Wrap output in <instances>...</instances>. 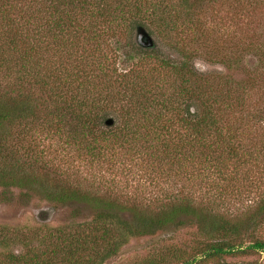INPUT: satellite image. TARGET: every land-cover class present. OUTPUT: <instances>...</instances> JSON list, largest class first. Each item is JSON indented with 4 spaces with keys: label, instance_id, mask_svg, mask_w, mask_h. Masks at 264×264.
Returning <instances> with one entry per match:
<instances>
[{
    "label": "trees",
    "instance_id": "trees-1",
    "mask_svg": "<svg viewBox=\"0 0 264 264\" xmlns=\"http://www.w3.org/2000/svg\"><path fill=\"white\" fill-rule=\"evenodd\" d=\"M263 2L0 0V202L38 199L49 209L73 202L92 210L75 227L41 226L46 216L29 237L0 225V264H101L132 238L186 226L195 228L187 248L161 241L146 264H253L227 258L264 255V180L253 176L264 163V80L192 79L195 56L185 51L189 45L227 71L246 54L264 64V27L213 56L217 41L210 35L220 36L227 25L209 24L222 23L216 9L229 3L241 16L255 15ZM137 26L178 50L182 61L132 45L139 61L154 57L173 79L110 78L107 41L124 36L132 44ZM258 82L262 92L253 101L248 89ZM51 138L60 152L96 164L142 161L159 178L155 184L179 188L123 200L119 191L71 183L68 168L54 165L40 147Z\"/></svg>",
    "mask_w": 264,
    "mask_h": 264
},
{
    "label": "rangeland",
    "instance_id": "rangeland-1",
    "mask_svg": "<svg viewBox=\"0 0 264 264\" xmlns=\"http://www.w3.org/2000/svg\"><path fill=\"white\" fill-rule=\"evenodd\" d=\"M234 6V4L229 3L223 9H216L215 21H221L220 19H222V23L220 24L219 22H214L213 20L209 23V19L206 20V23H209L212 29L215 27H221L223 24L227 25V29H222L220 32V36L210 35V40L215 38L217 41L214 42V44L211 43L213 44V56H218L216 52H218V49H221L223 45L236 43L240 41V39H243L242 37L247 36H244V34L249 35L252 30L259 29L258 25H261L262 28L264 27V2L263 6L256 11L255 15H241L245 17H241L239 14L237 15L238 11L234 8ZM248 21H254L255 24H252V22L246 23ZM151 33L156 42L155 48L160 51L161 54L163 53L166 57L174 60H183L175 47L169 45L163 38L157 36L153 31ZM117 38L120 40L115 42L114 39ZM107 43L109 44V50H111L112 55L106 53L107 51L105 49H103V52L106 51L105 55L111 56L110 67L115 70L113 75L110 76L111 79H173L172 75L169 74L170 72L161 68L159 61H156V59L152 56H150V58L147 57L142 61L127 57L125 55L127 54V48L124 36L111 37ZM237 44L241 46L239 43ZM187 49L185 50L186 52H193L195 56V58L191 61V64L193 65L192 69L195 72L192 79L219 80L222 79V75H226L225 77L228 75L227 79H236L245 85H248L246 82L248 79L258 77L257 79L264 80V64L260 61H258L257 64L256 59L251 57L252 54H246L247 58L238 69H234V71H227L224 65L207 61V58H205L206 56L200 52H194V50L189 51ZM245 52L247 51L245 50ZM249 74H251L252 78L249 77ZM261 92L262 91H260L258 82L253 89H248L247 96H251L252 100L256 101L260 99L259 96L261 95ZM120 104L122 103H117V113H119ZM108 109H110L112 115L116 116L117 113L116 110L113 109V105ZM56 143L57 142H55L54 138L44 139L40 147L44 148L48 158L53 159L54 165L60 164L63 167L68 168L64 177L70 179L71 183L82 184L87 189H94L101 193L112 190L116 192L119 191V194H121L120 199L124 200V195H127V197L131 195L134 196L135 192L138 193V196L140 197H150L151 194L158 193L160 191H173L172 188L176 191L179 188V185H171L172 187H169L168 184L170 183L168 182H160L158 185L155 184L159 178H156L155 172L142 161L119 163L117 160H107L96 164L95 162L76 156V152L72 150L68 152H60V146ZM261 166V174L259 173L253 176L257 178L261 177V181H263L264 163H262ZM92 175H96L102 179L97 177L93 178ZM110 186L114 187L111 188ZM245 187L247 186H243L241 189H244ZM245 189H250V187ZM232 204L233 202L229 205ZM234 205L238 206L239 203L234 202ZM231 207L232 206L228 208L231 209ZM42 208H45V210H41ZM46 216H48V220H46L44 224H41L39 219H43ZM91 216V209L82 204L73 202L55 205L53 209H49L44 201L38 199H33L28 203H16L12 205L0 202V225L17 228L21 234H27V237L31 236L28 233V229L37 227L40 224L41 226H48L51 228L75 227L77 224L89 220ZM194 233L195 228L193 226H186L178 229L166 230L165 234L160 233L154 236L132 238L116 257L108 259L101 264H146L145 259L149 254H152L156 247L158 248L161 246V241L163 243H166V241H173L175 245L187 248L188 244H191L192 239L195 237ZM260 233L264 236V228ZM39 239L40 238L35 239L34 243L36 244ZM13 250L19 251L20 245L17 244L16 246L15 244ZM227 261L230 263L244 261L251 262L253 264H264V255L255 254L252 256L246 255L229 257L227 258Z\"/></svg>",
    "mask_w": 264,
    "mask_h": 264
},
{
    "label": "water",
    "instance_id": "water-1",
    "mask_svg": "<svg viewBox=\"0 0 264 264\" xmlns=\"http://www.w3.org/2000/svg\"><path fill=\"white\" fill-rule=\"evenodd\" d=\"M137 41L142 46L152 47L155 44L153 37L147 32L143 26L136 27ZM190 110L193 112L194 108L191 107ZM113 122L112 118H107L106 123L111 124Z\"/></svg>",
    "mask_w": 264,
    "mask_h": 264
},
{
    "label": "flooded vegetation",
    "instance_id": "flooded-vegetation-1",
    "mask_svg": "<svg viewBox=\"0 0 264 264\" xmlns=\"http://www.w3.org/2000/svg\"><path fill=\"white\" fill-rule=\"evenodd\" d=\"M145 28V27H144ZM147 32L153 37L152 33L147 29ZM154 39V38H153ZM131 41H132V44H126V53L125 54L127 57H130V59H138L139 57V54L135 53L133 50H132V45L137 48V49H141V50H144V51H150L152 49H156L155 46H156V42L154 44V46L152 47H148V46H142L141 44L138 43L137 41V34H136V28L134 29V32H133V35H132V38H131ZM155 41V39H154Z\"/></svg>",
    "mask_w": 264,
    "mask_h": 264
}]
</instances>
